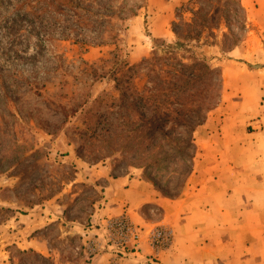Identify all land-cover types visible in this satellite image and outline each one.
<instances>
[{
	"label": "rangeland",
	"instance_id": "374dc122",
	"mask_svg": "<svg viewBox=\"0 0 264 264\" xmlns=\"http://www.w3.org/2000/svg\"><path fill=\"white\" fill-rule=\"evenodd\" d=\"M74 1L75 8L65 6L64 0H0V264H93L103 253L117 257L119 264L123 259L143 258L144 247L150 252L144 259L156 264L175 241L174 227L161 222L156 209H145L150 213L147 225L126 216L143 229L137 250L127 244L124 251L105 246L97 254L89 253L88 242L106 240V222L94 225L91 216L95 195H103V183L86 181L85 175L90 177L92 167L108 165L114 174L142 177L165 197L189 192L204 159L202 146L217 128V122L211 124L209 119L224 111L228 76L221 62L237 59L221 57L212 63L222 72L221 100L186 154L167 145L154 153H124L123 138L109 139L114 130L99 128L96 138L81 135L83 121L89 120L84 112L90 109L89 114L103 116L100 125L108 129L115 116L112 119L101 98L117 95L108 76L117 67L115 61L138 63L155 48L161 51L174 43L173 23L190 21L192 11L204 0ZM239 1L221 7L226 15L222 12L219 22L226 35L218 31L201 42L219 41L228 48L238 39V46L258 48L259 26L249 22ZM106 22L111 28L103 34L100 25ZM110 32L116 42L101 43ZM213 49L211 54L220 57ZM159 225L169 227L173 237L166 249L155 252L148 245L147 232ZM32 227V237L27 236L26 229ZM29 238L45 246L31 248Z\"/></svg>",
	"mask_w": 264,
	"mask_h": 264
},
{
	"label": "crops",
	"instance_id": "0c3cea01",
	"mask_svg": "<svg viewBox=\"0 0 264 264\" xmlns=\"http://www.w3.org/2000/svg\"><path fill=\"white\" fill-rule=\"evenodd\" d=\"M241 3L249 22L259 26L261 44L249 50L243 43L229 53L237 60L221 62L228 76L224 111L209 119L217 128L202 146L204 159L192 189L168 198L142 177L114 174L108 165L92 167L90 177L85 175L86 181L103 183V195L94 198V225L123 215L147 225L149 210L156 209L160 221L174 227V244L156 264H264V0ZM33 228L26 229L27 236L32 237ZM27 243L31 248L45 246L32 238ZM141 253L143 258L119 264H148L144 255L150 252L144 247ZM111 259L103 253L93 264H109Z\"/></svg>",
	"mask_w": 264,
	"mask_h": 264
},
{
	"label": "trees",
	"instance_id": "16d2710c",
	"mask_svg": "<svg viewBox=\"0 0 264 264\" xmlns=\"http://www.w3.org/2000/svg\"><path fill=\"white\" fill-rule=\"evenodd\" d=\"M229 1L204 0L198 10L192 11L190 21L173 23L175 42L166 45L163 51L155 48L150 57L134 64L116 60L117 67L108 76L114 82L117 95L106 94L101 98L108 104L112 119L115 116L113 124L108 125V129L101 126L103 116H93L88 109L84 117L88 116L89 120L83 121L85 128L81 135L95 137L99 128L114 130L115 133L107 135L110 141L123 138L124 153L134 154L141 150L154 153L167 145L180 155L186 154L188 148L194 146L197 132L208 122L214 106L221 100L222 72L212 63L220 61L221 57H231L229 53L239 43L234 39L224 48L219 41L201 42L206 35L217 36L218 31L226 35L219 19L225 11L221 12V7ZM64 2L65 6L75 8L74 0ZM239 5L244 9L241 1ZM100 27L103 34L111 28L107 22ZM106 37L101 43L116 42L115 34L110 32ZM213 47L220 57L211 54ZM194 48L201 52L196 53ZM101 136L105 140L106 134Z\"/></svg>",
	"mask_w": 264,
	"mask_h": 264
},
{
	"label": "built area",
	"instance_id": "2783aa9c",
	"mask_svg": "<svg viewBox=\"0 0 264 264\" xmlns=\"http://www.w3.org/2000/svg\"><path fill=\"white\" fill-rule=\"evenodd\" d=\"M142 232L143 229L134 225L125 215L112 217L106 221V240L104 242L100 240H91L86 245V249L91 254H97L105 246H108L110 249H113V247H122L124 251L127 244H131L132 247L137 250L141 244ZM172 237V230L163 225L154 226L147 232L148 245L155 252L166 249L171 244ZM114 254L119 255V252L115 251ZM116 259L117 257L114 256L109 264H117Z\"/></svg>",
	"mask_w": 264,
	"mask_h": 264
}]
</instances>
